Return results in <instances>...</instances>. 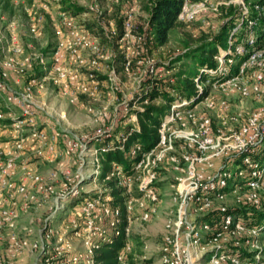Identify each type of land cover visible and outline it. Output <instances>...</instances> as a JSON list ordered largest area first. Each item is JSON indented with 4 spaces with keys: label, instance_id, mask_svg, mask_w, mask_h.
Segmentation results:
<instances>
[{
    "label": "rangeland",
    "instance_id": "374dc122",
    "mask_svg": "<svg viewBox=\"0 0 264 264\" xmlns=\"http://www.w3.org/2000/svg\"><path fill=\"white\" fill-rule=\"evenodd\" d=\"M68 1L78 6L80 10L73 11L66 8V4L61 0H0V46L3 44L2 40L10 42L14 34L15 41L21 46V53L17 56L20 59L27 57L31 60V66L20 72L24 74L21 77L24 86L32 77L38 82L32 93L36 123L29 124V121L24 120L21 110L10 105L4 107V113L9 110L10 114L6 113L0 117V125H7V128L10 124V130H13L17 136L27 135L33 127L43 128L48 132H59L58 140L54 143L58 154L53 162L49 163L45 158L37 157H29L26 161L43 176L57 172L58 178H61L63 173L58 170L57 164L63 162V168L70 170L72 174L69 188L76 192L77 197L111 196L110 189L100 178L98 152L96 155V148L91 142L98 138L96 137L98 130L103 131V136H110L113 142L119 140L120 134L127 126L138 127L134 119V110L139 108L140 103H131V100L135 95H140L148 84H158L159 87L175 94L172 86L176 83V74L190 63L188 58L182 56L187 50L184 45L185 40L190 38V44L193 45L198 38L204 35L211 37L217 34L222 26L229 27V47L225 51L220 50L219 56L216 57L217 74H224L226 68L231 72L234 71L236 61L241 60V57L245 58L247 52L253 49H260L263 54L261 70L264 72V0H201L195 3L186 1L179 15V19L183 22L182 26L173 28L169 33L168 41L159 47L153 46L145 31L147 13L144 0ZM65 20H70L72 25L67 27L63 24ZM119 20L122 22L121 33L118 32ZM10 24H14L13 29L10 28ZM32 25L36 28L35 32L31 31ZM142 26H144L143 32L140 30ZM71 31L77 33V36L73 37ZM60 38L71 44L78 55L73 60L70 58V50L65 49V59L70 70L82 76L90 72L100 76V79H97L99 81L97 92L92 98L77 92L76 98L72 99V96L63 90L61 83L54 80V74L50 70L51 52ZM3 52L6 53L0 52L2 57L14 54L13 50L7 48ZM119 55L126 60L125 63L116 60ZM226 55H229V59L224 58ZM118 66L120 71L117 70ZM258 71L260 70L257 65L249 66L243 72H239L237 67V76L232 72L233 78L231 75L228 77L231 79L224 83L213 84L206 98L198 103L191 101L187 107H180L181 119L168 124L169 130L166 131V136L170 131L180 130L182 122H186L187 130L196 127L192 118L187 116L186 110L189 108L195 119L199 116L210 118L212 137H216L219 130L237 128L249 113L264 107L262 99L251 94L247 96L241 94L244 87L252 86L254 73ZM109 74L112 76L115 74L116 79L113 82L108 79ZM123 74L125 78L122 77ZM24 86L21 88L23 89ZM21 88L19 91L22 90ZM185 100L176 97L175 102L183 104ZM222 101L228 104V108L224 111L219 110ZM154 102L162 103L158 98L154 99ZM209 102H213V106H208ZM74 135L84 137V140L88 141V148L81 155L78 151L66 155L65 137ZM174 141L172 152L179 153L182 140ZM257 145L256 154L258 158L264 159V145ZM192 149L195 150V147ZM224 160L225 158L221 160L216 158L214 162L216 161L218 166ZM161 165L162 169L157 172L160 171V177L163 179L158 185L167 190L168 194L163 199L164 202L169 203L170 191L166 188L170 184H175L177 173L170 170L168 163L164 162ZM57 184L59 182L55 185ZM125 189L127 198L140 196L135 183ZM246 189L247 187L242 184L239 191ZM81 199L64 202L61 210L51 221V226L64 234L63 239L65 242L68 241L70 250H80L82 238L85 236V233L75 235L74 230H71L72 220L79 223V230L83 226L81 217L75 213ZM164 202L159 203L157 214L151 220L131 223L132 249L126 255V264H159L163 225L171 208L170 205L165 207L167 204ZM235 203L234 193L217 198L214 200V209L209 214L217 215L220 206L230 209L236 206ZM135 211L138 212V209L136 208ZM21 213L28 214L22 221L20 218L18 223L19 230L25 232L27 228L36 227L37 218L44 217L47 211L43 207H32ZM239 218L242 220L243 216ZM197 224L198 229L201 230L199 222ZM256 236H259L258 244L261 247L254 253H264V231ZM228 238L229 244L236 246L233 247L234 250L246 249L243 245L244 236L228 235ZM235 241L239 244H235ZM199 243L206 248L211 245L209 237L205 235L201 237ZM208 258L209 256L204 255L200 263L211 264ZM31 263V257L26 256L22 264ZM223 264L228 263L223 262Z\"/></svg>",
    "mask_w": 264,
    "mask_h": 264
},
{
    "label": "built area",
    "instance_id": "2783aa9c",
    "mask_svg": "<svg viewBox=\"0 0 264 264\" xmlns=\"http://www.w3.org/2000/svg\"><path fill=\"white\" fill-rule=\"evenodd\" d=\"M63 24L67 27L72 25L70 20H65ZM13 27L14 24H10V28ZM35 30L32 25L31 31ZM71 34L73 37L77 36L73 31ZM10 46L9 49L14 51L13 55H0V117L5 114L4 107L14 105L21 110L24 120L34 125L36 115L32 93L38 82L32 77L21 91L7 90L5 78L8 71L20 74L31 66L29 58L17 57V54L21 53V46L15 41L14 34L10 39ZM65 49L70 50L71 59L78 57L75 48L60 38L51 52L50 70L54 74V80L61 83L63 90L69 93L72 99L76 98L77 92L92 98L97 92V79H100V76L93 72L82 76L70 70L65 59ZM262 57L260 49L248 51L238 67L239 72L252 65L259 67L260 71L254 73V83L250 88L244 87L241 94H251L264 101ZM224 71V74H227L229 69ZM209 72L217 73V68ZM231 78L221 81L220 84ZM108 79L113 82L116 79L115 74H109ZM195 81L198 90L202 92L203 86L197 79ZM175 101L170 104L168 113L161 122L157 145L142 154L134 174L126 176L121 166H114L106 177L116 179L117 185L124 188H130L131 184L135 183L140 193L139 197H126L124 201L127 225L124 228L125 244L117 257L120 264H126V255L132 249L131 223L147 222L157 214L160 198L155 183L158 180L157 170L164 162L168 163L177 175L170 195L175 209L168 213L164 221L159 264H201L204 255L209 256L211 264H264V253H254L261 247L258 244L259 236L256 235L262 231L246 227L239 216H234L229 212V208L224 206L218 208L219 221L215 226L204 220L214 209V200L229 193H234L235 207L264 210V159L255 157L257 144L264 145V107L249 113L237 128L219 130L216 137L210 136V118L199 116L195 119L189 108L186 110L187 116L192 118L196 127L187 130L186 122H182L180 130L170 131L166 136L168 124L181 119L179 108L187 107L193 99H186L183 104ZM208 106H213V102H209ZM227 108L226 102L219 104V110L224 111ZM6 113L10 114V111ZM103 115L106 117L105 113ZM134 119L137 122L136 114ZM9 135L8 139L0 143V264H20L26 256L31 257V264H93L94 250L98 246L96 240L118 234L119 206L112 204L111 196L82 198L75 209L76 215L82 220V231L75 220H72L71 230H74L75 235L85 233V236L82 238L80 250H70L68 241L63 239L64 234L51 226L53 217L61 210L65 200L78 198L76 192L69 188L72 181L70 170L63 168V162H60L57 168L63 173L61 178H58L57 172L43 176L22 157L37 153L44 155L49 163L53 162L58 154L54 143L58 140L59 132H48L43 128L33 127L27 135L17 136L13 130H9ZM96 135L102 137L104 134L98 130ZM84 139L77 135L66 136L64 153L70 155L78 151L81 155L88 148V141ZM175 139L182 140L179 153L172 152ZM194 147L195 150L192 149ZM138 149V146L132 147L130 154L134 155ZM95 152L97 155V149ZM216 158L225 160L217 166L216 161L214 162ZM242 184L247 187L245 191H239ZM32 207H43L47 214L37 218L36 227L21 232L18 228L21 212ZM136 208L138 212L135 211ZM198 222L201 230L197 227ZM203 235L209 237L211 245L208 248L199 243ZM228 235L244 236L243 245L246 249L234 250L233 247L236 246L229 244ZM235 244L239 242L235 241Z\"/></svg>",
    "mask_w": 264,
    "mask_h": 264
},
{
    "label": "trees",
    "instance_id": "16d2710c",
    "mask_svg": "<svg viewBox=\"0 0 264 264\" xmlns=\"http://www.w3.org/2000/svg\"><path fill=\"white\" fill-rule=\"evenodd\" d=\"M66 4V8L73 11H79L80 8L68 0H61ZM144 8L147 13V19L144 24L146 26L147 37L150 38L153 46L159 47L164 45L169 38V33L173 28L182 26V21L179 19V14L185 1L195 3L201 0H144ZM119 20L118 32H122V25ZM140 28L143 32V27ZM188 35V34H187ZM190 39V38H189ZM189 39L184 41L187 50L182 56L188 58L190 63L185 69L180 70L176 74V83L172 89L175 94L159 87L158 84H148L145 90L140 95H135L131 103H140L139 108L135 111L137 117V125H129L123 129L118 141L111 142L110 136H102L94 139L91 143L95 146L98 152L100 161L101 174L100 178L105 181V184L110 189L109 194L112 197V204L119 206L120 215L117 224L118 234H111L106 239H97V248L93 254V264H120L118 254L125 244V226L126 209L124 206L126 189L118 186L114 178H106L111 172L113 166H121L122 172L126 176H131L135 172V166L140 161L142 154L154 148L159 141V128L171 103L176 100V97L193 99L194 103L203 100L211 91L212 85L224 81L230 77L232 72L237 73V67L241 60H237L234 66V71L227 74L210 73L209 70L217 68L216 57L219 56L220 50H227L229 47L230 30L229 27L222 26L217 34L211 37L206 35L198 38L196 43L191 45ZM191 40V39H190ZM229 55L225 58L228 59ZM181 58V57H180ZM179 58V59H180ZM117 61L126 62L121 55L117 56ZM120 71V67H117ZM126 76L123 74L122 76ZM197 79L199 84L203 85V90L200 92L196 86ZM161 99L162 103L156 104L154 99ZM138 146V151L130 154V149ZM258 158V154L255 155ZM261 160V158H259ZM264 162V161H263ZM163 167V166H162ZM159 168L158 170L162 169ZM227 191V190H223ZM68 198L66 202L81 199ZM74 200V201H75ZM229 212L234 216H243V223L248 228H255L259 231H264V210H257L247 207H232ZM204 220L208 221L212 226L218 223L217 215H207ZM132 241V235H130Z\"/></svg>",
    "mask_w": 264,
    "mask_h": 264
},
{
    "label": "crops",
    "instance_id": "0c3cea01",
    "mask_svg": "<svg viewBox=\"0 0 264 264\" xmlns=\"http://www.w3.org/2000/svg\"><path fill=\"white\" fill-rule=\"evenodd\" d=\"M0 39H1V36H0ZM3 44H7V46H3V44H2V46H0V48H1V53H6V52H3V50H6V48L7 49H9L11 46H10V42H7L6 40H2L1 41ZM3 49V50H2ZM1 55V54H0ZM18 57V56H17ZM24 74H14V72L13 71H10V74H7L6 75V78H5V82H6V85H7V90L10 92V90H12L13 92H18L19 90H20V88L21 87H23L24 86V80L21 78L22 76H23ZM37 87V86H36ZM35 87V88H36ZM22 89V88H21ZM6 114V113H5ZM9 125V124H8ZM6 126L7 125H0V143L2 142V141H4V140H6V139H8L9 138V128H10V126L9 127H7L6 128ZM23 157V159L25 158V160L26 159H28L29 157H37L38 159H44V157H41V156H37V154L36 153H29V154H27V155H23L22 156ZM41 157V158H40ZM170 170H172L173 172H175L172 168L170 169ZM163 173V172H162ZM162 173H161V175H162ZM163 178L162 177H160V171L158 172V180H157V182L155 183V187H156V191H157V193H158V196H159V198H160V201H159V203H161V202H164V200L165 199H163V197L164 196H166L167 194H168V192H167V190L165 191V189H162V187H160L159 185H158V182L159 181H161ZM166 189H169V194L171 195V192H172V185L170 184L169 185V187H167ZM164 204H167L165 207H167L168 205H170V210L167 212V213H169L170 211H173L174 209H175V204H174V202L172 201V199H171V196H170V202L168 203L167 201L166 202H164ZM173 205V206H172ZM165 213V212H164ZM22 215H24L23 216V218H22ZM26 215H28L27 213H21V216H20V218H21V221H22V219H25L26 218ZM25 217V218H24ZM24 260H26V258H24L23 259V261L21 262V264L24 262Z\"/></svg>",
    "mask_w": 264,
    "mask_h": 264
}]
</instances>
